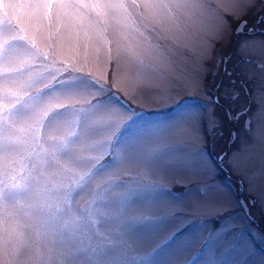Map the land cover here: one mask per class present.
<instances>
[{
  "label": "rangeland",
  "instance_id": "obj_1",
  "mask_svg": "<svg viewBox=\"0 0 264 264\" xmlns=\"http://www.w3.org/2000/svg\"><path fill=\"white\" fill-rule=\"evenodd\" d=\"M37 2L0 0V264H264V72L238 60L264 53V0L9 6ZM69 75L88 92L45 88ZM219 77L249 133L225 136Z\"/></svg>",
  "mask_w": 264,
  "mask_h": 264
},
{
  "label": "flooded vegetation",
  "instance_id": "obj_2",
  "mask_svg": "<svg viewBox=\"0 0 264 264\" xmlns=\"http://www.w3.org/2000/svg\"><path fill=\"white\" fill-rule=\"evenodd\" d=\"M259 18H261V17L256 16L255 19L253 20L254 26L250 25V26H247V28L253 32L255 30H257L258 27L255 24L259 20ZM238 60L242 61L243 63H245V61L253 62L252 64L256 65L257 67H259L264 72V53H262L260 56L256 57L255 59H253V57H249V56H242V57H239ZM234 74H236V76H234ZM252 76H254V77H252ZM250 77H252V78H250V80H253V79L256 80L258 77H261V76H259L258 74H253ZM233 79H234L235 83H238V82H241V79H243V78L241 77L240 74H238V72H233V77H231L230 80H233ZM221 82H222V79L220 80V77H219V80L216 81V83L214 85L215 87L214 86H213L214 88L207 87L205 89V93L208 96V99L212 101V103L214 104L215 107L217 105L220 110H223V113H221V114H222L223 119L226 121V124L224 123V125H226L225 129H224L225 136H227L229 138L228 135H230L232 133V137L233 136L235 137V135L237 133H239L238 131L240 129L249 133L251 130V127H250L251 122L250 121L252 120V117L255 114V110L253 108L252 109L248 108V105L251 102V93H250L248 87L242 86L243 87L242 93L239 94L240 96L238 95L239 97L236 96V99L233 100L231 98L233 93L228 96V99H225L224 97H225L226 93L222 90V88H220V85H222ZM213 96L215 97V100L212 98ZM244 96L246 98V101L244 104H242L243 100H241V97H242V99H244ZM218 99H219V102H217ZM205 137L209 140L212 138V134L206 130L205 131ZM217 144H219V143H217ZM225 157H226V155L220 156V159H223ZM232 179L234 180L235 183H237L239 180L237 178H232ZM248 200L246 199L244 201L246 206L253 203V200H249V201ZM260 227L262 228V230H264V225L260 226Z\"/></svg>",
  "mask_w": 264,
  "mask_h": 264
},
{
  "label": "snow or ice",
  "instance_id": "obj_3",
  "mask_svg": "<svg viewBox=\"0 0 264 264\" xmlns=\"http://www.w3.org/2000/svg\"><path fill=\"white\" fill-rule=\"evenodd\" d=\"M10 7H22V8H35V9H51L53 7V4L50 2V0H45V2H37L35 4H24V5H9ZM155 5H149L146 4L145 7H154ZM56 7L58 8H88L91 7L93 9H106V8H123L124 5L123 4H100V3H96V4H92V5H88V4H76V3H72V2H65V0H61L60 3H58L56 5ZM247 26V21H241L238 26H237V31L240 32L242 31L245 27ZM32 56H36L39 53L38 52H30L29 53ZM13 71H18V69H14ZM82 77H72L71 75L67 76L66 78L63 79H57L55 80V83L52 85H45V88H47L49 91H58L61 94H65V95H69V96H73V95H81L84 93H87L89 88L84 86V85H80L79 81ZM86 81H89L87 78L83 77ZM55 79V78H54ZM71 85V86H68ZM238 94L233 93L232 94V99H236V96ZM225 99H228V95L227 93L225 94ZM29 100L33 101V103H38L41 100V96L38 94L36 97H29ZM219 102V99L218 101ZM90 104V102H88ZM99 104V102H98ZM60 107H64V105H60ZM44 115H47V113L45 112ZM37 122H42L40 120H37ZM218 122L216 121L215 117L210 115L209 116V128H215L217 126ZM74 135V134H73ZM59 150V146L57 147V151ZM222 210V209H221ZM154 217L152 216H141V217H136L134 218L132 221H136V222H142V221H150L153 220ZM129 250L131 251V249L129 248Z\"/></svg>",
  "mask_w": 264,
  "mask_h": 264
},
{
  "label": "water",
  "instance_id": "obj_4",
  "mask_svg": "<svg viewBox=\"0 0 264 264\" xmlns=\"http://www.w3.org/2000/svg\"><path fill=\"white\" fill-rule=\"evenodd\" d=\"M242 21H243V20H242ZM240 22H241V21H240ZM240 22H239V23H240ZM236 32H237V28L234 29V31H233V35H234ZM225 59H226V57H224L223 60H222L221 70H220V75L222 74V71H223V67H224ZM240 195H241V191L238 193V197H239V198H240ZM239 201H240V205H241V207L243 208V210H244L245 212H247V211H246V206H245L243 200L240 199Z\"/></svg>",
  "mask_w": 264,
  "mask_h": 264
}]
</instances>
